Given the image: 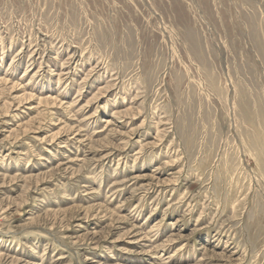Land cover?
Listing matches in <instances>:
<instances>
[{"label": "rangeland", "instance_id": "obj_1", "mask_svg": "<svg viewBox=\"0 0 264 264\" xmlns=\"http://www.w3.org/2000/svg\"><path fill=\"white\" fill-rule=\"evenodd\" d=\"M0 264H264V0H0Z\"/></svg>", "mask_w": 264, "mask_h": 264}]
</instances>
